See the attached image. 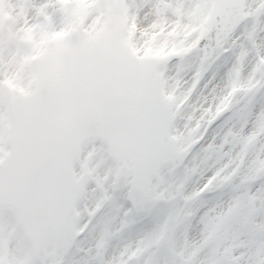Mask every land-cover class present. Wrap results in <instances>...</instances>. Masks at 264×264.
Wrapping results in <instances>:
<instances>
[{"label":"snow or ice","instance_id":"1","mask_svg":"<svg viewBox=\"0 0 264 264\" xmlns=\"http://www.w3.org/2000/svg\"><path fill=\"white\" fill-rule=\"evenodd\" d=\"M94 2L99 12L152 20L140 59H130L151 86L131 90L110 114L122 126L112 142L128 154L112 165L109 198L125 215L167 208L120 264H264V0ZM51 22L59 31L60 18ZM61 90L59 79L50 82L43 102ZM70 120L64 113L49 126L64 133ZM140 172L143 183L133 179ZM193 230L198 239L189 240ZM145 243L166 259L145 258ZM49 264H65L62 251Z\"/></svg>","mask_w":264,"mask_h":264},{"label":"water","instance_id":"2","mask_svg":"<svg viewBox=\"0 0 264 264\" xmlns=\"http://www.w3.org/2000/svg\"><path fill=\"white\" fill-rule=\"evenodd\" d=\"M107 18L109 25L98 39L87 41L77 32L52 44L42 57L37 93L17 103L15 152L0 170V207L18 211L21 226L41 259L47 245L67 250L75 241L73 211L85 180L75 181L72 169L83 144L100 138L116 159L128 154L126 147L112 142L122 126L110 114L122 106L131 90L141 88L134 80L145 73L120 46L121 12L109 11ZM56 79L62 90L55 103L45 104L48 84ZM88 105L97 107L102 116L93 114ZM64 113L71 120L62 133L49 125ZM135 181L143 183L144 173H138ZM36 218L43 221L39 227L34 226ZM65 226L71 229L68 235L61 232Z\"/></svg>","mask_w":264,"mask_h":264},{"label":"rangeland","instance_id":"3","mask_svg":"<svg viewBox=\"0 0 264 264\" xmlns=\"http://www.w3.org/2000/svg\"><path fill=\"white\" fill-rule=\"evenodd\" d=\"M7 15L9 22L0 40V165L10 152L8 139L15 100L35 89L37 64L46 45L78 27L85 28L93 36L105 25L104 12L97 10L94 0H59L57 6L42 4L41 0H10ZM52 18H60L59 31L54 30ZM151 22L149 15L137 20L135 15L129 17L127 13L125 42L130 44L133 52L138 54L140 46L149 39ZM114 163L103 143L92 141L85 146L76 168L78 175L88 171L91 176L88 192L76 210L77 228L84 238L73 252L63 254L65 264H89L87 256L95 257V264H120L125 249L137 247L145 230L163 219V210L167 208L164 203L157 204L147 213L125 215L124 209L109 198ZM197 186L194 181L188 191ZM93 215L101 217L91 229L88 225ZM174 238L179 250L185 236L177 231ZM187 238L198 239L197 231L193 230ZM93 245V251L86 252L88 246ZM101 245L106 247V256L102 261L98 257ZM142 247L145 248L146 258L152 256L161 262L166 259L167 254L163 250L147 243ZM0 260L6 264H38L32 249L16 227L15 215L7 208L0 210Z\"/></svg>","mask_w":264,"mask_h":264}]
</instances>
